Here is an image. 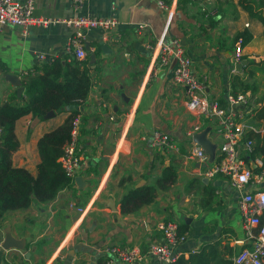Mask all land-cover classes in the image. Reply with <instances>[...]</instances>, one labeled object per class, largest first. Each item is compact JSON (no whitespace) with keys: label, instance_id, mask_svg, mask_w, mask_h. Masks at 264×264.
Segmentation results:
<instances>
[{"label":"crops","instance_id":"obj_1","mask_svg":"<svg viewBox=\"0 0 264 264\" xmlns=\"http://www.w3.org/2000/svg\"><path fill=\"white\" fill-rule=\"evenodd\" d=\"M78 1L33 0L32 16L67 21L113 14L117 21L115 30L106 35L93 30L85 36L88 51L84 50L86 56L79 62L85 63L91 85L85 100L73 108L78 118L75 153L79 170L52 201H32L24 210L0 215V264H99L113 246H137L144 251L150 243H158L155 226L165 221L184 225L181 234L186 239L176 249L183 258L204 244L218 243L223 253L228 248L251 249L252 241L241 227L236 193L222 177L201 175L219 155L220 138L212 123L186 111L184 90L172 83L176 67L172 56L164 64L159 59L149 64L159 42L176 41L204 85L208 100L224 99L231 92V76H238L254 90L245 95L248 104L243 123L263 135L264 124L253 118V111L264 106L260 21L246 14L238 0ZM244 31L251 39L242 46L240 61L244 64L235 71L232 41ZM72 32L63 23L28 26L25 32L3 26L0 105L24 101L23 88L19 96L16 89L23 78L40 74L43 63L51 58L63 62ZM6 75L16 83H10ZM70 108L40 121L29 115L15 121L18 147L11 154L12 168L35 175L38 139L58 127ZM124 124V138L114 154ZM194 125L201 127L200 132L214 146L213 159L205 165L184 159L193 142L185 132ZM153 130L169 136L175 151L155 148L150 140ZM165 167L175 173L174 182L164 191L157 190L151 203L121 214L120 199L136 188L153 185ZM245 190L254 191V187ZM88 204V212L77 221L76 208ZM139 264L158 263L148 258Z\"/></svg>","mask_w":264,"mask_h":264},{"label":"built area","instance_id":"obj_2","mask_svg":"<svg viewBox=\"0 0 264 264\" xmlns=\"http://www.w3.org/2000/svg\"><path fill=\"white\" fill-rule=\"evenodd\" d=\"M78 0H74L76 3ZM74 3V4H75ZM159 7H163L157 1ZM113 10V9H111ZM33 0H0V32L3 26L9 25L21 28L25 32L28 26L54 25L63 23L73 28L69 39L67 54L77 61H82L85 56V36L88 32L99 30L106 35L114 31L117 21L113 14L109 17H85L74 20H44L32 16ZM242 39L237 38L232 44V62L240 61L242 56ZM167 56H172L176 67L172 75V83L184 90L186 96L185 109L194 117H201L211 122L216 134L220 138L218 145V160L201 173L206 178L220 176L226 180L228 186L237 195V210L241 218V227L245 237L252 241V248H243L230 258L231 264H264V221H260L261 211L264 210V169L258 173L253 170L263 168L261 158L251 159L253 142L242 140L244 132L253 130L243 123L246 114V96L227 95L224 107L220 106L218 100H208L204 85L193 74L191 63L184 55L182 48L176 41L163 45L159 42L153 50L150 58L151 67L156 59L160 63L166 62ZM52 59V58H51ZM49 59V60H51ZM48 60V61H49ZM42 62V56H39ZM78 118L73 121L70 142L64 147L63 155L58 162L62 170L72 180L79 170V157L75 153V143L78 131ZM125 124L120 129V137L116 154L124 138ZM201 127L194 125L185 132V136L192 140L199 133ZM150 140L155 148L164 151H175L171 139L166 134L153 130ZM185 160L205 165L208 161L207 155L193 142L184 154ZM248 162V164H246ZM248 186L254 187V191H246ZM90 204L82 208H76L77 221H80L88 212ZM174 221L159 222L155 229L159 232V242L150 243L144 251L137 246H113L105 251L107 257L99 264H139L151 258L158 264H174L181 257L176 249L185 241V235L180 234Z\"/></svg>","mask_w":264,"mask_h":264},{"label":"trees","instance_id":"obj_3","mask_svg":"<svg viewBox=\"0 0 264 264\" xmlns=\"http://www.w3.org/2000/svg\"><path fill=\"white\" fill-rule=\"evenodd\" d=\"M237 4L251 18L260 21L264 34V0H238ZM237 38H241L244 45L250 41L251 36L245 31L239 33L234 36L232 44ZM39 71L40 74L23 78L21 87L24 101L18 104L7 101L0 105V215L24 210L32 201L48 203L72 182L62 170L58 160L71 139L72 123L77 117V112L73 108L83 102L89 92L91 81L88 70L85 63L82 64L67 54L63 62L52 58L43 63ZM230 88L229 95L233 96L238 94L245 96L246 93L254 91L253 86L244 84L234 74L230 78ZM218 103L224 107L225 98L218 100ZM68 107L72 109L70 108L63 122L42 135L36 143L39 162L35 167V175L31 176L21 168H12L11 154L18 147L13 133L15 121L26 115H29L33 121H40L48 112L58 113ZM253 118L264 124V106L253 111ZM242 140L253 142L250 158L252 160L261 158L263 163L262 169L256 168L253 172L262 171L264 134L260 135L254 129L249 130ZM174 180L175 173L167 167L163 168L153 185L136 188L120 199V213H132L142 205L151 203L155 192L164 191ZM260 221H264V210ZM177 229L180 234L183 233L184 225L180 224ZM217 246L218 243L204 244L197 251L190 252L186 258L179 257L174 264H231V256L243 249L233 251L228 248L227 252L223 253Z\"/></svg>","mask_w":264,"mask_h":264},{"label":"water","instance_id":"obj_4","mask_svg":"<svg viewBox=\"0 0 264 264\" xmlns=\"http://www.w3.org/2000/svg\"><path fill=\"white\" fill-rule=\"evenodd\" d=\"M84 49H85V51H88V47L87 46H85ZM101 49L104 50V47L101 46ZM88 58H89V62L92 63L93 62V55L92 54H89L88 55ZM243 64H244L243 61H240L239 63L234 64L233 65L234 70L237 71L239 69V67L241 65H243ZM5 79H7L10 83H13V84L16 83V79L13 76L6 75ZM21 92H22V87H18L16 89L17 96H19V94H21ZM51 115H53V113L52 112H48L44 116V118H48ZM205 134H206L205 132H199V133L195 134L193 136V138H192V141H193V143L196 146L200 147L203 150V152L208 157V161L209 160L212 161L213 155H214V146L206 139V135ZM4 249H6V248H4Z\"/></svg>","mask_w":264,"mask_h":264}]
</instances>
